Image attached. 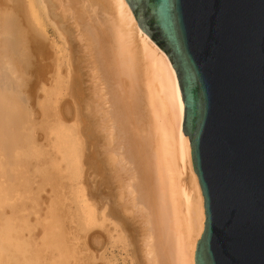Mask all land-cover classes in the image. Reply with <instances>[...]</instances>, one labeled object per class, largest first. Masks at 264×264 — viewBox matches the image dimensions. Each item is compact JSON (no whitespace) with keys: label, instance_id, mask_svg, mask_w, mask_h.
Instances as JSON below:
<instances>
[{"label":"bare ground","instance_id":"obj_1","mask_svg":"<svg viewBox=\"0 0 264 264\" xmlns=\"http://www.w3.org/2000/svg\"><path fill=\"white\" fill-rule=\"evenodd\" d=\"M184 113L175 68L126 0H0V264L32 260L18 262L28 244L17 236L27 211L18 200L33 192L37 206L48 187L60 190L74 248L101 227L102 258L121 264L124 215L141 207L148 263L195 264L206 213ZM43 239V250L34 245L44 252L71 245Z\"/></svg>","mask_w":264,"mask_h":264},{"label":"water","instance_id":"obj_2","mask_svg":"<svg viewBox=\"0 0 264 264\" xmlns=\"http://www.w3.org/2000/svg\"><path fill=\"white\" fill-rule=\"evenodd\" d=\"M167 54L206 221L195 264H264V0H126Z\"/></svg>","mask_w":264,"mask_h":264},{"label":"rangeland","instance_id":"obj_3","mask_svg":"<svg viewBox=\"0 0 264 264\" xmlns=\"http://www.w3.org/2000/svg\"><path fill=\"white\" fill-rule=\"evenodd\" d=\"M33 76H35L36 77V75H37V72H34L33 74H32ZM25 95H27V97H30L31 98V95H30V93H28V94H25ZM21 97V96H20ZM19 97V98H20ZM23 97V96H22ZM25 97V96H24ZM24 99V101H25V99L26 98H22V100ZM18 101H19V99H18ZM31 101V100H30ZM20 102H21V100H20ZM22 103V102H21ZM184 180H188V175H185V177H184ZM37 187V186H36ZM52 189H54V191L52 190ZM57 190H59V189H55V188H51V187H48L47 189H46V191H42L40 194L41 195H39V199H41L42 197V200L45 198L44 196L47 194V193H49V195H48V197H47V195H46V201H45V199H44V203H43V201L41 200V203L40 202H38L39 203V205H37V206H35V204L36 203H34L33 201H31L29 198H31L32 196H33V192H29V191H22V193L23 194H21V197L22 198H20L18 201H19V203H21L22 202V200L23 201H29V202H31V203H29L28 202V204H27V202H25V204L27 205V211H25L22 215L21 214H19L18 216V219L16 220V223H17V225H18V228H17V230L16 231H18L17 232V236L21 239V240H25L26 239V241H28V244H26L25 246L26 247H24V253H18L17 254V256L19 257L18 258V262H21V260H22V263H24V259H25V256H26V258L27 259H25V261L26 260H28V261H30L29 259H32L29 263H26V264H38L39 263V261H40V259H41V261H40V264L42 263V264H44V262H47V260L49 259V261H51L50 259L51 258H49L51 255H52V249H51V251H46V252H44V251H41V250H43L45 247H43V246H45L44 244H42V243H44V237L47 239V243H48V240H49V242L53 245H55V242L56 243H60V239H61V242H65V239L66 240H68V241H70V242H68V241H66V242H68V245L69 244H71L70 246H69V248H68V246H67V244H65L64 243V245L62 246L61 245V248H60V250L63 248V250H57V249H55V252L53 251V257L54 258H57V256L55 257L54 256V253H56L57 251V253H63V255H64V257L61 259V261H56V260H54V258H53V260H54V262L53 261H51L50 263H52V264H61V262H62V264L64 263V264H70V263H72V264H106V260H104L103 258H102V251L101 250H103V252H104V244H105V242H106V234H105V232H104V229L103 228H101V227H93L92 229H90L87 233H86V235H85V237H84V235L82 236V237H84V239H83V241H82V244H81V246L82 247H73V245L72 244H74V241L71 239L72 238V230H69V229H71V225H69L71 222H69V218L67 219V216H68V213H64L63 211H62V209L60 208V206L59 205H61V203H60V198H61V194H60V190L59 191H57ZM53 191V192H52ZM27 194V195H26ZM45 194V195H44ZM58 194H59V196H58ZM50 195L52 196V197H50ZM31 196V197H30ZM56 196V197H55ZM28 197V198H27ZM54 197V198H53ZM59 197V198H58ZM57 198V199H56ZM38 199V201H40ZM51 200L53 201V203L51 202ZM57 202H56V201ZM55 201V202H54ZM59 202V203H58ZM43 203V204H42ZM50 203H52V204H50ZM56 203V204H55ZM34 204V205H33ZM41 204V205H40ZM50 205V206H49ZM128 205H130V204H128ZM32 206V207H31ZM52 206V207H51ZM132 206V205H131ZM34 207V208H33ZM36 207H39L38 208V210H37V208ZM28 208L30 209V211L28 210ZM55 208H56V210H55ZM60 208V209H59ZM139 210H136V208H134L135 210L133 211L134 213H132L133 215H132V217L131 216H129L130 215V213H129V215H127V214H125L124 215V221H125V224H126V232H125V235H126V238H127V240H126V242H127V244L126 243H124V244H121V243H119V245H121V246H119L118 248L117 247H115L114 249L117 251V253H118V257H119V262H121V264H149L148 263V261L146 260L147 258L145 257V251L143 252V250H144V248H145V243H146V241L144 240L145 239V235L147 234V229H148V224H147V219H145V218H147L146 216V213H145V211L143 212V210L141 209V207H137ZM32 209V210H31ZM35 211H34V210ZM49 209H51V210H49ZM40 213L39 215H38V212ZM41 210H42V212H41ZM133 210V209H132ZM142 210V211H141ZM32 211V212H31ZM59 211V212H58ZM135 211H136V213H135ZM31 212V213H30ZM34 212V213H33ZM35 212H37V213H35ZM51 212V213H50ZM55 212V213H54ZM27 213V214H26ZM54 213V214H53ZM57 213V214H56ZM37 214V215H36ZM51 214H52V216H51ZM56 214V215H55ZM62 216H64V214H65V216L64 217H62ZM32 215V216H31ZM43 215V216H42ZM56 217H55V216ZM127 215V216H126ZM36 216V217H35ZM58 216H60L59 218H58V220H57V217ZM25 217V218H24ZM39 217V218H38ZM50 217V218H49ZM47 219V220H45V219ZM48 218L50 219V220H48ZM62 218H63V221H62ZM39 219V220H38ZM41 219V220H40ZM58 221H56V220ZM29 220H31V221H29ZM46 221H50V222H48V223H46L45 224V222ZM18 221H19V223H18ZM38 221V222H37ZM55 221V222H54ZM61 221V222H60ZM145 221V223H143ZM23 222V223H22ZM39 224L38 226L39 227H37V225L36 224ZM58 223V224H57ZM26 224V225H25ZM48 224V225H47ZM52 224H55V225H52ZM56 224H57V227H56ZM60 224L61 225H63L64 226V228H63V226L62 227H60ZM30 225V226H29ZM47 225V226H46ZM58 225H59V227H58ZM143 226V227H142ZM144 226H146L145 228H144ZM35 227V228H34ZM37 227V228H36ZM70 227V228H69ZM52 228V229H51ZM68 228V229H67ZM141 228H142V230H141ZM50 231H49V230ZM145 229H146V231H145ZM35 230V231H34ZM55 230V231H54ZM59 230V231H58ZM62 230V232H63V235H60V231ZM93 230V231H92ZM22 231V232H21ZM49 232V235H48V233L47 232ZM53 231V232H52ZM70 231V232H69ZM91 231V232H90ZM61 232V233H62ZM90 232V233H89ZM140 232H142V234L140 233ZM146 234H145V233ZM59 233V234H58ZM71 233V234H70ZM30 234V235H29ZM52 234V235H51ZM69 234H70V237H69ZM95 234H101L102 235V243L101 244H97L95 241H94V235ZM141 234V235H140ZM48 235V236H47ZM57 237H56V236ZM89 235V236H88ZM144 235V236H143ZM53 236V237H52ZM64 236V237H63ZM32 237H33V239H32ZM62 237H63V239L64 240H62ZM87 237V238H86ZM28 238V239H27ZM60 238V239H59ZM92 238H93V241H92ZM36 239V240H35ZM57 239H58V241H57ZM142 239H143V241H142ZM34 240V241H33ZM84 240H86L85 242H84ZM40 243H39V242ZM43 241V242H42ZM141 241V242H140ZM31 244H30V243ZM53 242V243H52ZM72 242V243H71ZM94 242V243H93ZM144 242V243H143ZM45 243H46V241H45ZM46 243V244H47ZM87 243V245H85ZM89 243V244H88ZM32 244H33V246H32ZM34 244H39V246L38 247H41V250L37 247L36 248V246L34 245ZM51 244H49L50 245V247H51ZM61 244V243H60ZM96 244V245H95ZM103 244V245H102ZM90 245V246H89ZM123 245H125V246H123ZM144 245V246H143ZM66 246V247H65ZM87 246V247H86ZM31 248V250L29 251V249L28 248ZM32 247H35V249L33 248L32 249ZM43 247V248H42ZM53 248L55 247V246H52ZM99 247V248H98ZM100 247H101V249H100ZM56 248V247H55ZM76 248H78V249H76ZM80 248V249H79ZM93 248V249H92ZM37 249H38V251H37ZM48 250H49V248H47ZM64 249H67V250H64ZM76 249V251H77V254H75L74 253V250ZM35 251V252H32V251ZM70 250V251H69ZM30 254L29 255V257H28V254ZM30 252V253H29ZM67 252H69V253H67ZM81 252V253H80ZM36 253V254H35ZM39 253V254H38ZM42 253V254H41ZM46 253V254H45ZM61 253V254H62ZM26 254V255H25ZM38 254V255H37ZM44 254L46 255V256H49V257H45L44 256ZM49 254H51V255H49ZM60 254V255H61ZM41 255H43L42 257L43 258H41L40 256ZM56 255V254H55ZM65 255H67V256H65ZM77 255V256H76ZM34 256H35V258H34ZM37 256V257H36ZM39 256V257H38ZM59 256V255H58ZM80 256V257H79ZM24 257V258H23ZM44 257H45V259L47 258V260H44V262H43V259H44ZM79 257V258H78ZM88 257V258H87ZM29 258V259H28ZM39 259V261L37 260V259ZM59 258V257H58ZM71 259H72V261H71ZM78 259H79V263H77V261H78ZM35 260H37V262L38 263H36V261ZM27 261V262H28ZM56 261V262H55ZM86 261V262H85ZM32 262V263H31ZM57 262H60V263H57ZM83 262V263H82ZM105 262V263H104ZM123 262V263H122ZM130 262H132V263H130ZM49 263V264H50ZM47 264V263H46Z\"/></svg>","mask_w":264,"mask_h":264}]
</instances>
